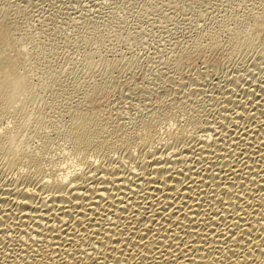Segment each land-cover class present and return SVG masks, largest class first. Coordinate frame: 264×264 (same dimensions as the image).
<instances>
[{"label":"bare ground","instance_id":"6f19581e","mask_svg":"<svg viewBox=\"0 0 264 264\" xmlns=\"http://www.w3.org/2000/svg\"><path fill=\"white\" fill-rule=\"evenodd\" d=\"M29 1L0 0V264H264V68L234 66V88L197 80L131 112L99 108L110 75L75 106L34 109L46 77L34 32L48 12L34 17ZM235 1L192 40L197 55L263 60L264 0ZM126 9L81 22L116 43Z\"/></svg>","mask_w":264,"mask_h":264},{"label":"rangeland","instance_id":"374dc122","mask_svg":"<svg viewBox=\"0 0 264 264\" xmlns=\"http://www.w3.org/2000/svg\"><path fill=\"white\" fill-rule=\"evenodd\" d=\"M32 1L29 2L34 4L31 7L35 13L38 8L40 10L44 7L45 12L49 14H42H45L44 18L46 17L47 21L40 25L37 24L36 29L38 30L34 32L35 37H38L40 41V46L36 49V65L40 64L39 67H42L46 72L45 87L40 89L38 86L36 89L38 97L32 103L34 109L39 108L40 105L42 108L75 106L79 97L84 96L86 90L100 84L104 78L110 75L115 84H113V93L108 95V98L111 99L102 96L98 98L100 100L98 105L101 106L99 108H103V105L107 104H116L117 106H108L112 109L106 108L107 111L113 112V109L117 107L131 112L132 109L135 111L138 108H144L145 105H147L145 107L153 106L160 100L170 103L176 96L181 95L179 92H182V88L197 80H200L199 82L207 90L212 87L214 90L219 81L221 89L225 87L222 90L228 89L227 84L224 83L232 84V87L229 86V88H234L239 85V81L234 83L231 78V75L236 74L233 72L236 69L234 66L245 68L250 72H263L257 71V68H264V52L262 61L259 58L240 59L242 57H239L237 58L238 62L242 60L243 62L237 64L229 61L231 63L229 64L220 52L207 53L204 56L200 54L201 56H199L191 46L192 40L204 36L209 27L215 25V20L220 15L227 10L239 8L242 2L235 0H105V5L101 9L93 5L95 0ZM100 2H94V4ZM34 6L38 8L34 9ZM116 6L127 8L128 11H125L128 12L127 17L129 18L125 23L120 20L112 22L109 34L116 35V32L120 31V41L116 40V43H113V36L111 40H107L108 37H106L107 42L104 45L101 38L92 37V28L81 22V18L88 15L87 13L89 16H93L94 14L100 15L98 14L100 12L102 16L104 15L106 19L110 20L111 10H114ZM38 12L40 13V11ZM35 13L34 17H43L39 13H37L38 15ZM60 20H62L61 25L58 24ZM54 24L60 28L62 26L61 30L58 31L59 27L54 30ZM121 36L124 40L121 39ZM220 38L221 42L225 44L228 36L221 35ZM92 40L101 46L98 51H94L95 45L90 44ZM108 44H112L114 47L111 45L112 49H110ZM113 49L114 52L109 51ZM187 55L193 57L190 61L184 62L183 57ZM108 63H110V67L104 68ZM112 63L114 66L111 68ZM240 64H244V66ZM243 74L240 73V75ZM38 78V76L33 77L35 85L38 84ZM190 78L191 81H189ZM228 78L231 81H227ZM221 81L223 82L221 83ZM233 83L236 86H233ZM111 94H114L113 97ZM65 95H70V97L65 98ZM101 97L102 99H100ZM125 98L126 100H124ZM122 105L125 106L121 107ZM126 106L128 109L125 108ZM103 109L105 110V108Z\"/></svg>","mask_w":264,"mask_h":264}]
</instances>
